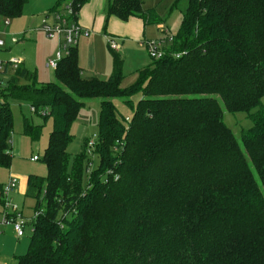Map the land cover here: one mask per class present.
Masks as SVG:
<instances>
[{"label": "trees", "instance_id": "obj_1", "mask_svg": "<svg viewBox=\"0 0 264 264\" xmlns=\"http://www.w3.org/2000/svg\"><path fill=\"white\" fill-rule=\"evenodd\" d=\"M27 1L0 0V16L19 18ZM71 1L78 14L90 0ZM144 5L111 1L106 25L111 17L162 25ZM181 11L164 56L128 88L118 52L111 50L108 79H87L77 47L58 62L56 82L40 84L18 68L0 88V170L13 158L8 98L48 109L52 121L48 174L28 176L33 236L17 264H264V0H186ZM93 100H100L98 166L84 183L92 157L84 151L71 162L68 148ZM115 100L131 118L119 115ZM224 110L252 123L242 147ZM23 134L37 142L42 127L24 118Z\"/></svg>", "mask_w": 264, "mask_h": 264}, {"label": "rangeland", "instance_id": "obj_2", "mask_svg": "<svg viewBox=\"0 0 264 264\" xmlns=\"http://www.w3.org/2000/svg\"><path fill=\"white\" fill-rule=\"evenodd\" d=\"M70 1L28 0L23 8L22 15L19 18L10 19L8 26L4 25L6 19L3 18L0 39L5 43L6 47L0 48V61L10 66L15 61L24 63L25 69L35 74L37 82L40 84L56 82L55 70L49 69L47 63L49 59L55 60L58 52L63 53L61 51L60 40H50L44 34H41L40 31L43 27L45 16L48 14L52 15L55 10L62 11ZM175 2L176 0H145V7L156 10L157 14L164 21L159 28L155 26L149 27L147 33L148 40H160L177 34L182 22L181 10L186 8V0H182L180 8L173 9ZM51 23L52 19L49 20V24ZM162 29L166 33H163ZM12 40L16 42L14 45L11 43ZM107 43L105 44L108 53L106 55L110 59L111 54L108 51L110 47ZM118 52L120 58L124 61L122 88H128L138 80V71L151 64V58L141 44L129 47L126 51L118 50ZM93 68H95L94 63L91 56L88 55L87 72L84 73L83 77L96 78V75L91 73ZM8 79L6 76L0 74V88L6 87ZM141 98L140 94H136L132 98L134 108ZM7 102L10 105L14 118V131L11 140V154L13 158L9 169L0 170V184L6 185L10 175L18 179L17 188L9 197V200L12 206H15L18 212L25 218H31L34 215L36 202L31 197L26 196L24 182H26V177L30 175L46 177L48 174L44 158L52 132V121L41 114L32 113V104L29 100L8 98ZM114 104L118 109L119 115L124 118L132 117V109L126 107L123 104V100H115ZM99 113L100 100L88 102L81 109L71 131L74 137L72 144L68 148L71 162H73L75 157L83 154L84 151H87L90 157H92V166L90 171L84 175V183L87 182L91 172L98 166V156L94 150L86 149V143L95 141L94 137L98 135ZM24 118L30 120L33 125L42 127V135L37 142H32L24 136ZM224 122L232 130L242 147L240 142L241 135L243 131L252 127V123L247 119V115L244 113L231 114L224 110ZM33 157H38L39 161L32 162L31 158ZM3 202L4 197L0 189V221L2 220ZM32 236L31 224L27 226L25 237L20 241H18L9 228L0 229V264H17L16 258L27 253Z\"/></svg>", "mask_w": 264, "mask_h": 264}, {"label": "crops", "instance_id": "obj_3", "mask_svg": "<svg viewBox=\"0 0 264 264\" xmlns=\"http://www.w3.org/2000/svg\"><path fill=\"white\" fill-rule=\"evenodd\" d=\"M111 1L113 0H90L89 3L86 4L77 15V22L79 23V25L83 29L91 33L89 37L82 38L79 41V44L77 46L78 52H79V66L82 70V76H84V73L87 72L86 66H87L88 55L91 56V59L95 67L92 69L93 71L91 73L92 74L94 73L96 75V78L97 76H99L100 77V78L98 77L99 79L106 80L111 76L112 71H113V58L111 54L112 49L111 48L108 49V51L111 54V56L109 55L110 56V59H109V57L106 55L108 53H107V49L105 46V44L108 42V38H113L117 41L120 51H126L129 47H134V45L136 44L140 45L143 41L148 40V37H147L148 29L149 27H152V26L145 25L141 19L131 18L127 22H123V21L118 20L115 17H111L109 18L107 25H106V8H107V5ZM144 8L153 9V8H146L145 5H144ZM50 16L52 15H49V14L46 15L44 20L47 18H49V20L52 19L50 18ZM6 21L10 24L9 20H6ZM6 21L4 25L8 26L9 24L6 25ZM2 26H3V18L0 16V31H1ZM105 26H106V30H105ZM161 26L162 25L155 26V27L159 28ZM162 32L166 33L163 29H162ZM40 33L45 35L42 29ZM45 37L47 36L45 35ZM11 43L13 45L15 44L13 43V41ZM5 47L6 46L4 43V46L0 48H5ZM116 52H118V50ZM50 60H54V59H49V61ZM19 63H20V66L18 68L25 69L24 63H21V62ZM16 70L17 69L15 67H12L9 65L5 69L2 75L6 76L7 78H10L15 73ZM11 177H14V176L10 175L6 184L8 183ZM27 182H28V177H26V182H24V189L26 193L28 189ZM3 187L4 185H1V193H2ZM33 218H34V215L33 217L26 218V219L30 223H32ZM7 228H9L12 231V233L15 235L11 227H1L0 229H7ZM20 240L21 239H18V241Z\"/></svg>", "mask_w": 264, "mask_h": 264}, {"label": "built area", "instance_id": "obj_4", "mask_svg": "<svg viewBox=\"0 0 264 264\" xmlns=\"http://www.w3.org/2000/svg\"><path fill=\"white\" fill-rule=\"evenodd\" d=\"M77 13H75L72 7V1L68 5L64 7L62 11H56L50 16L52 17V23L49 24V18L43 21L42 31L45 35L50 39H59L61 51L56 56L55 60H50L48 62L47 67L55 70L57 68V64L63 57L68 55L69 50L71 48L77 47L79 41L82 38H87L90 36V32L83 29L75 17H77ZM9 23L6 21V25ZM13 43H16L12 40ZM173 36H167L160 40H146L141 43V45L147 50L149 56L153 60L160 59L164 56V50L167 44L172 43ZM109 47L117 51L119 50V46L117 41L113 38H108ZM4 43L0 40V47H3ZM177 59L180 58V55L176 56ZM9 66V64L3 63L0 61V74L4 73L5 69ZM18 69L20 66L19 62H13L11 65ZM31 112L35 114H41L43 117L49 115L48 109H41L37 111L36 108L31 107ZM95 141H90L88 146L91 150L95 147L96 136L94 137ZM32 162L39 161L38 157L31 158ZM18 179L16 177H11L10 180L4 187L2 188V196L4 197L3 202V212H2V220L0 221L1 227H11L18 239H22L25 237V230L27 226H29V221L18 212L15 206H12V203L9 200V197L15 192L17 188Z\"/></svg>", "mask_w": 264, "mask_h": 264}]
</instances>
